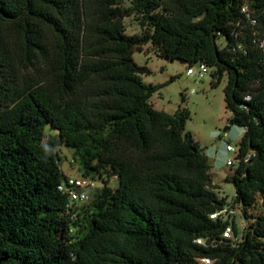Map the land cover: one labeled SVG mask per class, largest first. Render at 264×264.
I'll return each mask as SVG.
<instances>
[{"label":"trees","instance_id":"trees-1","mask_svg":"<svg viewBox=\"0 0 264 264\" xmlns=\"http://www.w3.org/2000/svg\"><path fill=\"white\" fill-rule=\"evenodd\" d=\"M133 14L143 31L128 35ZM255 38L264 39V0H0V264H264V216L249 212L258 200L264 208ZM147 44L205 64L214 87L227 77L228 122L244 130L239 155L256 153L231 167L230 203L185 131L189 112L149 103L162 86L145 85L149 70L133 60ZM60 146L79 176L102 184L72 208L58 190ZM227 227L233 238L222 237Z\"/></svg>","mask_w":264,"mask_h":264},{"label":"rangeland","instance_id":"rangeland-1","mask_svg":"<svg viewBox=\"0 0 264 264\" xmlns=\"http://www.w3.org/2000/svg\"><path fill=\"white\" fill-rule=\"evenodd\" d=\"M124 8H130L128 1H124ZM125 31L128 35L140 34L143 27L135 14L125 17ZM217 44L225 45L223 38ZM134 62L149 70V74H142L145 85H161V89L153 93L149 103L154 109L173 114L177 109H186L190 117L186 122L185 131L189 132L199 144L203 153L211 164L210 176L217 187L219 198H226L230 203L234 195V186L226 178L233 174V170L226 164L232 154L225 152V145L237 146L244 130L229 124L231 113L225 108L223 89L227 77L223 76L221 83L212 85L211 71L201 80L186 75L188 64L174 60L170 61L156 54L151 44L143 46L141 51L133 54ZM172 77H176L170 81ZM193 91V92H192ZM61 157V169L66 176H79L78 166L72 162V150L58 147ZM112 186L116 184L111 183ZM102 184H97L100 188ZM253 216H264V208L258 200L256 207L249 211ZM241 221L239 220L238 223Z\"/></svg>","mask_w":264,"mask_h":264},{"label":"built area","instance_id":"built-area-1","mask_svg":"<svg viewBox=\"0 0 264 264\" xmlns=\"http://www.w3.org/2000/svg\"><path fill=\"white\" fill-rule=\"evenodd\" d=\"M241 13L244 14V16L247 19V22L254 26L256 25L257 21L256 19L251 15V12L249 11V8L247 5H243L240 9ZM253 43L256 45V47L260 50L262 56L264 57V39L263 38H255L253 40ZM244 45L241 43H238L235 47L232 48L233 51L236 50H243ZM211 70L203 63L199 62L193 65H188V68L186 70V75L195 77L198 80L203 79ZM193 92V91H192ZM225 152H228L232 154V158H229L226 161V164L230 167L235 166L239 162L243 163H249L251 159H253L256 156V153L254 151H249L243 156L239 155V146H233L230 144L225 145ZM116 177L114 176L113 179ZM97 188L96 181L87 178V177H81V176H66L65 181L59 185L58 190L66 194L68 197V203L67 207L72 208L74 205L85 203L90 198V193L93 192ZM231 214H234L233 211L230 212ZM226 210L220 211L216 214L210 215L211 219H215L217 216L220 215H226ZM244 228V224L241 222L239 224V229L242 230ZM223 238H233L234 233L232 231L231 227H227L222 234ZM197 245L205 246V240L203 239H195L193 241ZM201 261L204 264H210L211 260L209 258H203Z\"/></svg>","mask_w":264,"mask_h":264}]
</instances>
